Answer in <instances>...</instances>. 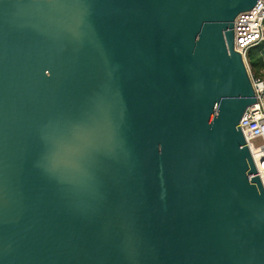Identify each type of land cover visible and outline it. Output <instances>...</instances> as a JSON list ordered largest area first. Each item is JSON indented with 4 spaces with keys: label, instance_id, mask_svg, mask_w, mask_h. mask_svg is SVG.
<instances>
[{
    "label": "water",
    "instance_id": "water-1",
    "mask_svg": "<svg viewBox=\"0 0 264 264\" xmlns=\"http://www.w3.org/2000/svg\"><path fill=\"white\" fill-rule=\"evenodd\" d=\"M256 1L0 0V264H264Z\"/></svg>",
    "mask_w": 264,
    "mask_h": 264
},
{
    "label": "built area",
    "instance_id": "built-area-1",
    "mask_svg": "<svg viewBox=\"0 0 264 264\" xmlns=\"http://www.w3.org/2000/svg\"><path fill=\"white\" fill-rule=\"evenodd\" d=\"M264 41V0L240 13L234 21V49L246 61L247 52ZM256 102L249 106L239 128L254 159L257 176L264 187V77H254L246 63Z\"/></svg>",
    "mask_w": 264,
    "mask_h": 264
},
{
    "label": "trees",
    "instance_id": "trees-1",
    "mask_svg": "<svg viewBox=\"0 0 264 264\" xmlns=\"http://www.w3.org/2000/svg\"><path fill=\"white\" fill-rule=\"evenodd\" d=\"M246 63L254 77H264V41L247 52Z\"/></svg>",
    "mask_w": 264,
    "mask_h": 264
},
{
    "label": "rangeland",
    "instance_id": "rangeland-1",
    "mask_svg": "<svg viewBox=\"0 0 264 264\" xmlns=\"http://www.w3.org/2000/svg\"><path fill=\"white\" fill-rule=\"evenodd\" d=\"M250 69V68H249ZM262 72H264V70H262Z\"/></svg>",
    "mask_w": 264,
    "mask_h": 264
}]
</instances>
